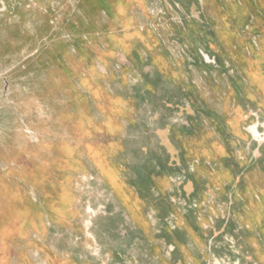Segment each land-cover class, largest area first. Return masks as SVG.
Masks as SVG:
<instances>
[{
	"label": "rangeland",
	"instance_id": "1",
	"mask_svg": "<svg viewBox=\"0 0 264 264\" xmlns=\"http://www.w3.org/2000/svg\"><path fill=\"white\" fill-rule=\"evenodd\" d=\"M0 264H264V0H0Z\"/></svg>",
	"mask_w": 264,
	"mask_h": 264
},
{
	"label": "bare ground",
	"instance_id": "2",
	"mask_svg": "<svg viewBox=\"0 0 264 264\" xmlns=\"http://www.w3.org/2000/svg\"><path fill=\"white\" fill-rule=\"evenodd\" d=\"M207 58H208L209 60H211L208 56H207Z\"/></svg>",
	"mask_w": 264,
	"mask_h": 264
}]
</instances>
